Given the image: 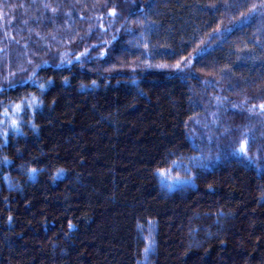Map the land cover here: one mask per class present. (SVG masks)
<instances>
[{
    "label": "trees",
    "instance_id": "trees-1",
    "mask_svg": "<svg viewBox=\"0 0 264 264\" xmlns=\"http://www.w3.org/2000/svg\"><path fill=\"white\" fill-rule=\"evenodd\" d=\"M261 105L264 0H0V264H264Z\"/></svg>",
    "mask_w": 264,
    "mask_h": 264
},
{
    "label": "rangeland",
    "instance_id": "rangeland-1",
    "mask_svg": "<svg viewBox=\"0 0 264 264\" xmlns=\"http://www.w3.org/2000/svg\"><path fill=\"white\" fill-rule=\"evenodd\" d=\"M21 57L23 60L22 55H21ZM15 111H17V110L12 109L11 116L6 115L2 121L6 120L7 122H9V121L12 122V120H14L15 116H16ZM219 114H220L219 111H217L216 115L218 116ZM211 115H212V111L208 114V116L211 117ZM214 115L215 114H213V117H214ZM208 121H209V118H207L206 121L204 118L201 119V123L205 124L206 126L210 125ZM209 127H211V126H209ZM209 130H211V129H209ZM209 130H207V135H209ZM195 131L197 132V130H195ZM210 135L213 136V133L210 132ZM244 143H246L245 140H244ZM183 167H184V165L181 163H174L169 169H167L168 170L167 176L162 177L160 175V180H161L162 184L170 190L174 189L178 186H181V185L191 184V182H192L191 177L189 179V177L179 174L180 171H182V170L185 171V169H181ZM169 185H172V187L170 188ZM259 239L262 241L264 240L263 234L260 231L252 228L247 222L242 221V233H241V235L233 236L230 238V242L232 243V245L235 248L236 258L239 262H242L243 249L250 247L255 241H257ZM149 245H150V251L148 253L151 252L152 243L149 240H147V246H149Z\"/></svg>",
    "mask_w": 264,
    "mask_h": 264
},
{
    "label": "snow or ice",
    "instance_id": "snow-or-ice-1",
    "mask_svg": "<svg viewBox=\"0 0 264 264\" xmlns=\"http://www.w3.org/2000/svg\"><path fill=\"white\" fill-rule=\"evenodd\" d=\"M39 87H40V89L43 91V89L45 88V85L41 84V85H39ZM32 99H33L34 101L36 100L35 97H33ZM29 106H31V105H29ZM260 107H261V109H264V105H261ZM15 108H16L17 111H19V110H21V105H20V104H17V105L15 106ZM7 114H8V110L6 109V110H5V115H7ZM11 127H12L14 130H17V131L19 130V128H18V123H17L16 120H12V122H11ZM5 135H7V133H5ZM232 154L235 155V156L240 157V159H241L242 162H246V163H248V164H254V163H255V162L251 159V157H249V156L247 155V144L244 143V142H241L239 149H238V150H234V152H233ZM32 171H35V169H33ZM159 174H160L162 177H165V176H167V174H168V170H160ZM189 179H190V177H189ZM169 187L171 188L172 185H169ZM144 251H145V253L147 254V253L150 251V245L147 246V247H145Z\"/></svg>",
    "mask_w": 264,
    "mask_h": 264
}]
</instances>
